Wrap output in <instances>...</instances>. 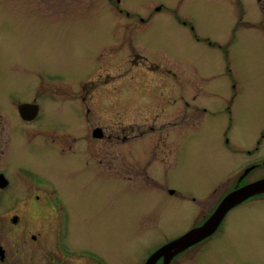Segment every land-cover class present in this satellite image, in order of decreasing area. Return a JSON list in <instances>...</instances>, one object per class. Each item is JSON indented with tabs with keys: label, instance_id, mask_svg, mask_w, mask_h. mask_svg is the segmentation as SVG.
I'll use <instances>...</instances> for the list:
<instances>
[{
	"label": "rangeland",
	"instance_id": "1",
	"mask_svg": "<svg viewBox=\"0 0 264 264\" xmlns=\"http://www.w3.org/2000/svg\"><path fill=\"white\" fill-rule=\"evenodd\" d=\"M114 1L0 0V102L8 95L26 96L42 79L45 85L91 79L96 98L93 102H102L99 111L94 109V123L103 124L112 133L129 124L148 128L152 125L150 119L136 120L131 112L120 118L113 112L115 104L135 98L136 94L125 85H132L146 69L140 65L128 72L124 67V84L118 83L122 79L118 72L133 48L155 66L152 79L159 80L163 74L173 85L191 80L207 87L200 104L210 113H201L199 119L182 127L176 140L182 158L162 168L155 188L130 191L126 185L108 183L102 197L76 196L77 205L83 208L76 210L74 221L82 229L78 242L112 264H141L149 246L160 238L149 235L158 213L168 217L183 215L182 220L168 218L159 227L163 236L187 229L196 213L192 204L164 197L163 188L192 193L204 202L207 212L213 203L209 198L225 180L218 175L214 161L210 165L213 167L208 165L212 159L207 153L217 150L218 157L224 160L228 155L225 139L234 149L245 151L261 139L264 36L225 19L223 10L228 16L230 8L217 0ZM232 33L236 40L230 43ZM107 74L111 75L108 81ZM232 80L237 96L230 109ZM137 97L143 101L141 93ZM108 104L112 108L106 107ZM42 105L47 113L48 106ZM228 108L230 113H226ZM112 143H116L114 137ZM53 159L51 155L34 153L23 155L18 163L9 157L2 162L11 186L0 195V217L10 209L23 207L15 168L22 164L45 175V166ZM0 223L10 221L4 216ZM2 234L0 242L11 246L15 238L8 232ZM219 239L233 243L228 258L218 259L223 250L215 248L209 254L212 259L206 258L204 264L254 263L264 255L259 245L264 242V208L243 204L231 210L224 220V234L212 240Z\"/></svg>",
	"mask_w": 264,
	"mask_h": 264
},
{
	"label": "flooded vegetation",
	"instance_id": "2",
	"mask_svg": "<svg viewBox=\"0 0 264 264\" xmlns=\"http://www.w3.org/2000/svg\"><path fill=\"white\" fill-rule=\"evenodd\" d=\"M217 1L230 8L228 16L223 10L225 19L234 20L239 26L261 32L264 36V0ZM114 2L117 4L119 1ZM122 40L125 38L122 37ZM235 40L236 34L232 33L230 43ZM135 50H131L132 53L118 72V78H122L118 83L124 84L126 74L121 73L124 67L128 72L138 69L140 65L146 66V69L134 78L132 85H125L136 94L135 98L115 104L113 112L120 118L131 112L136 120L150 119L152 125L148 128L129 124L112 133L103 124L94 123L97 122L94 109L99 111L102 102L99 99L93 102L96 98L94 81L91 79L52 85H45L42 79L26 96L8 95L4 102H0V176L4 178L0 182V195L11 186L2 167V162L8 157L15 163L20 162L25 154L38 153L54 158L52 164L45 166V175L34 169H26L22 164L15 168L14 174L19 178L17 193L23 199V207L10 209L0 217L5 216L10 221L9 224L0 223V237H3L2 232H8L15 238L11 246L0 242V264H112L78 242L82 229L74 221L77 220L76 210L83 208L77 205L76 196L102 197L106 194L108 183L126 185L130 191L155 188L162 168H168L175 158L181 160L182 152L176 140L182 127L199 119L201 113H210L200 104L207 87L191 80H182L180 85H173L163 74H160L159 80L152 79L155 66ZM146 74L151 79L145 78ZM109 76L107 74V81L111 79ZM230 91L232 96L228 107L231 109L237 96L233 80L230 81ZM140 93L143 101L138 100ZM43 103L48 106L47 113ZM106 107L111 106L108 104ZM229 108L226 113H230ZM211 115L215 116L216 113L211 112ZM261 125V139L256 141L253 148L236 150L225 139L228 155L224 160L218 157L217 150L207 153L212 159L208 165L214 161L218 175L225 179L220 189L213 191V196L209 198L213 203L207 212L203 207L204 202L198 201L192 193L178 192L173 187L163 188L161 194L164 197L167 195L181 203L192 204L196 213L187 229L168 236H163L159 227L168 218L180 221L183 215L168 217L164 212L158 213L149 235H160V238L149 246L141 264H145L165 245L202 225L227 194L264 179V120ZM113 137L115 144L112 143ZM236 155H240V159L236 160ZM21 171L24 175H20ZM48 174H51V178ZM243 204L264 208V193L240 205ZM230 211L211 236L174 254L165 264H204L215 248L223 250L218 259L226 260L233 243L212 239L224 234V220ZM152 212L155 213V210ZM83 214L88 216L87 212ZM82 226L86 227V224ZM259 245L262 251L264 242L261 241ZM255 260L254 263L243 261L239 264H264V255ZM154 264H164V258H158Z\"/></svg>",
	"mask_w": 264,
	"mask_h": 264
},
{
	"label": "water",
	"instance_id": "3",
	"mask_svg": "<svg viewBox=\"0 0 264 264\" xmlns=\"http://www.w3.org/2000/svg\"><path fill=\"white\" fill-rule=\"evenodd\" d=\"M2 180H4V178L3 176H0V182ZM262 193H264V179L250 183L244 187L230 192L221 200L214 212L205 220L202 225L188 231L180 238L172 241L171 243L156 251L146 261L145 264H154L155 261L160 257L164 258L165 264V261L169 260L174 254L208 238L215 232L224 216L230 210L242 204L247 199Z\"/></svg>",
	"mask_w": 264,
	"mask_h": 264
}]
</instances>
